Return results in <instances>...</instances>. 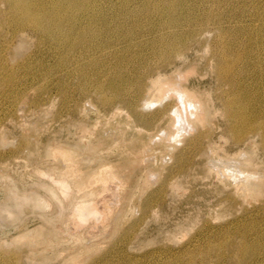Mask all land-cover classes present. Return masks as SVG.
I'll return each mask as SVG.
<instances>
[{
  "label": "rangeland",
  "instance_id": "obj_1",
  "mask_svg": "<svg viewBox=\"0 0 264 264\" xmlns=\"http://www.w3.org/2000/svg\"><path fill=\"white\" fill-rule=\"evenodd\" d=\"M15 1L0 0V264H264V149L232 140L211 59L245 43L264 112V0ZM59 4L88 35L70 56L26 21ZM147 68L160 83L140 91ZM120 84L133 108L100 106Z\"/></svg>",
  "mask_w": 264,
  "mask_h": 264
},
{
  "label": "bare ground",
  "instance_id": "obj_2",
  "mask_svg": "<svg viewBox=\"0 0 264 264\" xmlns=\"http://www.w3.org/2000/svg\"><path fill=\"white\" fill-rule=\"evenodd\" d=\"M17 1L19 3H24V4L27 3L26 0H16L15 2H17ZM67 1H70V0H67ZM72 3H76V2L74 0H72ZM69 4L70 3H67L66 7ZM63 5L64 4H59L57 6L52 7L50 9V12L45 11L43 13H40V12L28 11L27 14L26 13L25 14L28 17V18H26V21L32 27L37 28V29H41L42 31H53L52 38H56V43H57L58 47L65 49V51H68V53H69V49L75 50L77 48V46L83 45L85 43L88 35L82 34V32H81L82 30H79L82 27H77L74 24L71 25V21L68 18H66L65 20L63 19L64 16L67 17L65 7H62ZM52 15H54V16H52ZM45 16L48 19H44L43 17H45ZM56 16H58V17L56 19H54ZM53 19H54V21L52 22ZM168 19L170 20V22L174 21V18H172V14L168 15ZM41 20H46L48 22L44 23ZM64 22H67V23H64ZM68 22L70 23V25H68ZM197 31H198V29H195V28H192L191 30L188 29L187 30V36L195 34ZM90 33L92 36H94L96 34L95 32H90ZM204 33L205 32H203V34ZM75 34H78L79 38L75 42H73L71 40V38L75 37ZM161 35L163 38L161 39V43L158 47L157 52L163 51L164 56L161 58L159 63L164 64L162 62H164L166 59H168L170 55H175V57H176L180 53V46L183 43L181 40V36L177 35L176 32H171V33H168L166 35L165 34H161ZM170 38H172V40ZM189 48H191V47H189ZM238 48L244 50L245 52H242V51L236 52ZM185 50H186V47H185ZM227 52L231 53L232 55H228ZM248 52L249 51H248L247 45L245 43L240 44V42H237L235 44H231L229 41L227 42V40L222 39L221 44H220V53L218 55H216L217 53L211 54L212 55L211 59H212V65L214 67L213 71H215V76L217 78L218 83L220 85H224V83H225V84H228V86H229L228 91H224V90L220 91L219 98L221 100L222 107L224 109V115L223 116L225 119L224 118L223 119L225 120V127H226L227 131L229 132V134H231L232 140H234V141L240 140L245 134L246 135L250 134V135L258 137V139H259L258 144H260V146L264 149V123H263L264 112L257 110L253 106L252 101L254 99L250 95V92L248 91V89L246 87H244V83H243L244 79L249 75L248 74V66L251 64L250 59L248 58V55H249ZM70 55H71L70 53L67 54V56H70ZM80 57H81V55H80ZM173 60H175V59H173ZM172 62H174V61H172ZM162 66L163 65H161L160 68ZM171 66H172V63H171ZM161 69H163V68H161ZM164 69L166 70L165 64H164ZM157 70H158V68H157ZM154 73H156V72L154 71ZM159 73L161 74L160 71H159ZM152 74H153V70H149V68H147V72H145V74H144V77L146 75L147 79H143L144 78L143 76H139V78L136 80L137 81L136 84L138 86H142L140 91L144 90V91L148 92V90L156 88V85L158 83H160L161 78L159 76L154 77ZM152 76L154 78H151ZM122 77H126V76L122 75ZM148 81H149V83H148ZM218 83H217V85H218ZM133 87H135V84ZM126 88H127V85H124L125 90H126ZM119 89H122V90H119ZM124 89H123L122 85L120 84V87L117 90H115L114 92L110 91L111 94H108V93H104L102 88L99 87L98 90L100 92V95L97 98L98 103L100 104V106L109 107L108 109H110V110H112L111 107L116 102L117 103H127L128 105L130 104L131 108H133L132 107L133 105L130 102L133 101L134 98H130V97L126 96L124 94ZM133 91H134V89H133ZM136 91H139V89ZM134 93L137 94V92H134ZM183 95H184L183 93H181V95H180L181 103L184 100H188L187 97L183 98ZM155 102H157V101L148 100L143 105H141L140 107L144 106L143 108H145V106L146 107H147V105L150 106V104L155 103ZM187 102L189 104L186 103V105L188 104V105H190V107L192 106L191 108L189 107L190 113H191L192 108L193 109L195 108V103L192 101H191L192 103H190L189 101H187ZM118 106H119V104H118ZM170 109L171 108L166 104L164 107L158 109V114H161V115L166 114L168 120L170 119V120H172V121L174 120L176 122V120H178V117H179V115H178L179 111H178V109H173V110L172 109L170 110ZM203 110H204V108H203ZM132 112H134L135 114H138L137 107L132 109ZM198 118L201 119L200 117H198ZM174 121L172 123H174ZM169 125L170 126L172 125L171 122H169ZM247 176H249V175H245V177L243 176V178L245 179ZM250 177H251V175H250ZM247 178L249 179V177H247Z\"/></svg>",
  "mask_w": 264,
  "mask_h": 264
}]
</instances>
